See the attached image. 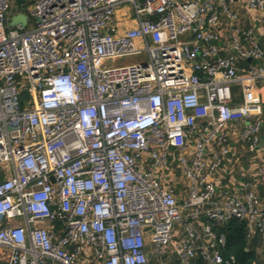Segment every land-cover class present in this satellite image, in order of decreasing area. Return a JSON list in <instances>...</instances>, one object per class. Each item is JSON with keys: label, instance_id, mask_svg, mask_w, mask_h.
Returning a JSON list of instances; mask_svg holds the SVG:
<instances>
[{"label": "built area", "instance_id": "built-area-1", "mask_svg": "<svg viewBox=\"0 0 264 264\" xmlns=\"http://www.w3.org/2000/svg\"><path fill=\"white\" fill-rule=\"evenodd\" d=\"M238 1L0 0V264H235L231 220L264 254V0Z\"/></svg>", "mask_w": 264, "mask_h": 264}, {"label": "trees", "instance_id": "trees-1", "mask_svg": "<svg viewBox=\"0 0 264 264\" xmlns=\"http://www.w3.org/2000/svg\"><path fill=\"white\" fill-rule=\"evenodd\" d=\"M21 0H17L20 3ZM25 3V2H24ZM28 2L27 5H29ZM217 233H223L226 238V245L222 249L221 253L223 257L233 256L235 258V264H262L258 259L255 247L258 236L249 243L246 239L245 223L239 220H231L220 227H215ZM194 264H204L200 259L196 260Z\"/></svg>", "mask_w": 264, "mask_h": 264}, {"label": "crops", "instance_id": "crops-1", "mask_svg": "<svg viewBox=\"0 0 264 264\" xmlns=\"http://www.w3.org/2000/svg\"><path fill=\"white\" fill-rule=\"evenodd\" d=\"M235 9L238 11L240 15V25L242 26H248L251 23V18L253 17V13H250L249 10L245 7L244 0H239L237 4L235 5ZM257 25V32H258V42L261 47V49L264 52V23H258L256 22ZM250 61H248L245 65L249 64ZM252 64L254 61L251 62ZM254 97L262 104L263 106V126H262V134L264 137V88L260 89L259 91L255 92ZM233 149L235 153V157L240 155V160L241 164L239 166H236L231 170V172L226 171L224 173V177H226L225 182H229L230 180H236V182L240 181L242 179V176L240 175V170L247 168L249 165L247 162V156H245V151L243 147H241L239 144L233 143ZM258 245H259V238L257 239L256 247H255V252L262 264H264V254L258 250Z\"/></svg>", "mask_w": 264, "mask_h": 264}, {"label": "rangeland", "instance_id": "rangeland-1", "mask_svg": "<svg viewBox=\"0 0 264 264\" xmlns=\"http://www.w3.org/2000/svg\"><path fill=\"white\" fill-rule=\"evenodd\" d=\"M17 5L18 4H16L15 6H17ZM26 6H28V5H26ZM28 7H26V9ZM133 17H134V12H133L132 6L130 4H126L122 9H119V11L116 12V14L114 15V21L115 22L117 21L118 26H120L122 28H125V27H127L129 25V22H130V20H132ZM7 28H11V27L9 25L7 26V23H6V29ZM179 40L182 41L183 37H179ZM143 59H145L144 55H140L138 57L123 58L121 60L115 61L114 65L115 66H123V65L133 64L134 62H136L138 60L141 61ZM21 107H25V104H22ZM175 168L179 172V168L177 166H175ZM1 177L2 176H1V173H0V178ZM179 178H181V177H179ZM179 180H181V179H179Z\"/></svg>", "mask_w": 264, "mask_h": 264}, {"label": "water", "instance_id": "water-1", "mask_svg": "<svg viewBox=\"0 0 264 264\" xmlns=\"http://www.w3.org/2000/svg\"><path fill=\"white\" fill-rule=\"evenodd\" d=\"M33 0H29V2H32ZM27 23V18L24 14H18L11 18L10 24L16 25L21 24L22 26H25ZM264 142V141H263Z\"/></svg>", "mask_w": 264, "mask_h": 264}]
</instances>
